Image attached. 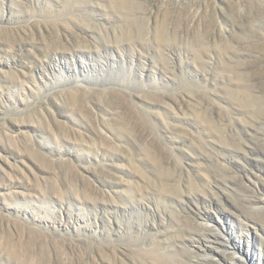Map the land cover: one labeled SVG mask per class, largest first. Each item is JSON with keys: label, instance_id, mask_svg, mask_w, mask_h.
<instances>
[{"label": "rangeland", "instance_id": "rangeland-1", "mask_svg": "<svg viewBox=\"0 0 264 264\" xmlns=\"http://www.w3.org/2000/svg\"><path fill=\"white\" fill-rule=\"evenodd\" d=\"M0 264H264V0H0Z\"/></svg>", "mask_w": 264, "mask_h": 264}, {"label": "bare ground", "instance_id": "bare-ground-1", "mask_svg": "<svg viewBox=\"0 0 264 264\" xmlns=\"http://www.w3.org/2000/svg\"><path fill=\"white\" fill-rule=\"evenodd\" d=\"M212 232H213V231H212ZM214 233H215V235H217V236L220 237V234H219V233H218V234H217V232H214ZM221 237H222V236H221ZM207 256H209V255H207ZM207 256H206V257H207Z\"/></svg>", "mask_w": 264, "mask_h": 264}]
</instances>
